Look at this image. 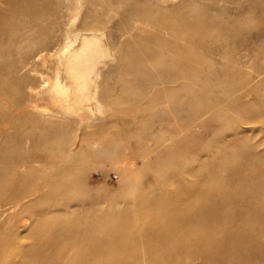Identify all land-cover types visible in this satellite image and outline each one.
I'll return each instance as SVG.
<instances>
[{
    "label": "rangeland",
    "instance_id": "1",
    "mask_svg": "<svg viewBox=\"0 0 264 264\" xmlns=\"http://www.w3.org/2000/svg\"><path fill=\"white\" fill-rule=\"evenodd\" d=\"M164 6L192 45L172 81L145 53L176 37ZM84 20L113 51L68 112L51 85ZM0 158V264H264V0H0Z\"/></svg>",
    "mask_w": 264,
    "mask_h": 264
},
{
    "label": "bare ground",
    "instance_id": "2",
    "mask_svg": "<svg viewBox=\"0 0 264 264\" xmlns=\"http://www.w3.org/2000/svg\"><path fill=\"white\" fill-rule=\"evenodd\" d=\"M167 1L168 0H160V2L163 3L164 5ZM169 1H175V0H169ZM180 5H182V6H179L177 8H180V10H181L184 8L183 7L184 5H183V3H181ZM161 8H163V7H161ZM164 8H166V7L164 6ZM168 9L166 8L163 10V9L154 8V9H150L149 11L151 12L150 15H153L154 19L165 21V22H161L162 27H165L166 29L168 28V30L171 33H173L176 37H174L172 41H169V40L167 41L166 39L168 37L162 31L156 32V31L150 30V32H148L147 35L152 36L153 38H155V40L163 39L166 41V44H165V46H163L161 44H154L151 47H150V45L146 46L145 53H146L147 58L152 56V58H154L156 61L158 60V61L163 62L164 64L168 65V67L165 70H163V72L165 75H168L170 77V80L172 81V76L174 78H176V75L178 76L179 73H181L183 71V69L186 67V62H185L182 54H184V53L186 54V52L191 51L192 45L190 43L191 38L189 37L190 38V40H189L187 37L189 27L188 28H187V26L183 27V25H182L185 22V20H188V19H185L183 16H181L179 19L176 18L177 19L176 20L169 14ZM156 10H158V11H156ZM16 14L20 19H23L25 17H30L31 19H34V18L36 19L38 17V13L26 15V14H24V12L17 11ZM72 20H76V19H72ZM49 24L53 25L54 22L50 20ZM82 24L85 25L86 28L77 30L75 32V37H70L69 34H67L65 36V40H64L62 47L57 52L58 61L61 63L62 70H63V72L67 78V81H68L66 86L61 85L59 83L58 78H56L52 82V85H51V90H52L53 96L55 97V99L57 98V99H60L61 101L66 102V108H67L66 110L68 112H74L81 105H86V106L92 108V105H94V103H96V93H95L96 72L93 73V68L97 69L100 65L99 64L100 61H103L104 59H107V57H110V55H112V51H113V48L108 43V41L105 37L104 29L102 26L96 27V28H93L91 26L89 27V25L92 24V22L91 21L89 22L88 20H84L82 22ZM193 30L197 31L195 28H193ZM24 32H25V34H31L32 31L27 29V30H24ZM36 37H37V35H36ZM36 37H35V40L38 41L39 38L37 39ZM36 49L37 50L34 52V57H40L42 55L40 53H42L43 48L37 46ZM171 52H176V54L179 53L180 57H177L176 54H172ZM174 56H176V57H174ZM13 66H14V62L8 63V65L6 66V69H10ZM15 82H16V80H15ZM17 82L20 83V80H17ZM20 96H21V94H20ZM33 109H35V108H33ZM31 119H34V118H31ZM33 132H32V129L30 127H28L26 134L32 140V147L33 146L42 147L43 146L42 141H36L33 139ZM11 139H9V144L6 143L3 146L5 149H8V148L13 149L16 147V145H15L17 143L16 138H14V141H11ZM30 150H25L24 153H21L19 155L20 158H16V159H12V157H14V156H11V157L10 156H4L3 157V158H5L4 161H7L10 164L15 163L18 160H20L21 163H22V161L28 162L31 160V158L36 156V154L33 153L34 150L32 148H30ZM3 158H0V159H3ZM34 160H36V159H34ZM4 161L0 160V162H4ZM8 166L10 167V165H8ZM39 178L40 177L38 176L37 179H39ZM18 181L20 183H22L23 181L27 182L28 180H27V178H24L23 181L22 180H18ZM44 187H45V184L43 186L39 185L37 187H34L33 189L29 190L28 194L35 193V192H38V193L40 192V194H43L44 193L43 192ZM255 188L257 190H264V185L263 184H256ZM22 192H24V190L18 188L17 191H14L13 193L18 197V195H21ZM22 197L23 196H20L18 198L20 199ZM250 200L254 201V202H258V203H259V201L263 202L264 196L256 195V196H253L252 198H250ZM4 202H8V200H5ZM18 203H19V201H17V204ZM0 204H4V203H0ZM15 205L16 204H14V205L11 204V205H8V207H9V209H12L13 206H15ZM251 209H252V207H251ZM253 211H255V210H253ZM200 214H198V216ZM196 225H197V223H196ZM199 226H200V224H199ZM197 247H200V246H197ZM198 257H200V256H198ZM191 263H192V261H191ZM90 264H94V262H92V263L90 262ZM95 264H103V263L96 262Z\"/></svg>",
    "mask_w": 264,
    "mask_h": 264
}]
</instances>
